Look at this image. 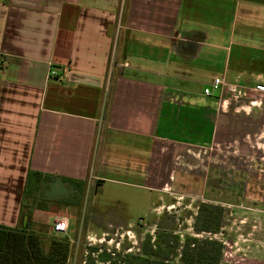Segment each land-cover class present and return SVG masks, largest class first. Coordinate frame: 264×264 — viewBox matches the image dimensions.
Masks as SVG:
<instances>
[{"label":"crops","instance_id":"obj_1","mask_svg":"<svg viewBox=\"0 0 264 264\" xmlns=\"http://www.w3.org/2000/svg\"><path fill=\"white\" fill-rule=\"evenodd\" d=\"M215 77L244 95L207 96ZM259 84L264 0H0V224L24 227L30 172L164 192L183 150L220 154L264 123Z\"/></svg>","mask_w":264,"mask_h":264},{"label":"rangeland","instance_id":"obj_2","mask_svg":"<svg viewBox=\"0 0 264 264\" xmlns=\"http://www.w3.org/2000/svg\"><path fill=\"white\" fill-rule=\"evenodd\" d=\"M240 99L239 104L260 97L250 93ZM253 124L254 134L238 140L237 147L221 145L220 154L213 155L212 145L183 150L173 185L165 187V193L144 186L137 175L111 174L104 182L81 188L47 176L30 181L24 188L23 225L30 220L45 251L53 236L66 237V264H92L94 260L95 264H124L126 256L138 254L147 239L150 245L156 244L158 234L175 232L182 238L194 234L199 206L208 203L224 207L221 228L206 234L224 243L221 264H264V123ZM227 166L234 171L222 169ZM229 176L236 181L233 190L224 184ZM218 180L222 185L217 186ZM31 204L43 208L29 214ZM60 216L70 220L66 235L51 230L53 220Z\"/></svg>","mask_w":264,"mask_h":264},{"label":"trees","instance_id":"obj_3","mask_svg":"<svg viewBox=\"0 0 264 264\" xmlns=\"http://www.w3.org/2000/svg\"><path fill=\"white\" fill-rule=\"evenodd\" d=\"M41 177L44 175L40 172H30L26 183H35ZM64 181L80 188L85 185L84 182L72 179L65 178ZM23 207L25 203L20 210L22 216L26 215ZM35 208L43 207L31 204L28 213L31 214ZM223 212V206L202 203L195 217L194 234H187L183 238L175 232L158 234L156 244L150 245V239H147L138 254L126 256L124 264H221L225 245L206 234L219 231ZM181 240L183 244L179 245ZM68 256L69 243L66 237L53 236L49 250L45 251L37 231L27 226L10 227L0 224V264H66ZM92 262L95 264V260Z\"/></svg>","mask_w":264,"mask_h":264},{"label":"built area","instance_id":"obj_4","mask_svg":"<svg viewBox=\"0 0 264 264\" xmlns=\"http://www.w3.org/2000/svg\"><path fill=\"white\" fill-rule=\"evenodd\" d=\"M51 77L61 80L64 77V74H59L56 70L50 71ZM257 89L264 92V84L257 85ZM220 90H226L236 97L244 95V92L240 89L237 84L229 83L222 77H215L209 85L204 89V94L207 96L213 95L215 92ZM70 220L67 216L56 217L53 220L51 230L56 235H66L69 230Z\"/></svg>","mask_w":264,"mask_h":264}]
</instances>
